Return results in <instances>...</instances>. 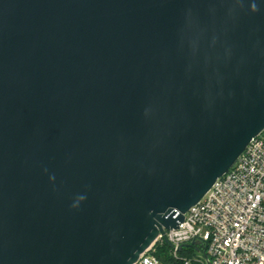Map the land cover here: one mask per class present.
Here are the masks:
<instances>
[{
  "label": "water",
  "instance_id": "obj_1",
  "mask_svg": "<svg viewBox=\"0 0 264 264\" xmlns=\"http://www.w3.org/2000/svg\"><path fill=\"white\" fill-rule=\"evenodd\" d=\"M263 131L264 0H0V264L173 248Z\"/></svg>",
  "mask_w": 264,
  "mask_h": 264
},
{
  "label": "built area",
  "instance_id": "obj_2",
  "mask_svg": "<svg viewBox=\"0 0 264 264\" xmlns=\"http://www.w3.org/2000/svg\"><path fill=\"white\" fill-rule=\"evenodd\" d=\"M166 235L183 264H264V131ZM190 245L195 253L181 257L178 248ZM152 251L135 264H163Z\"/></svg>",
  "mask_w": 264,
  "mask_h": 264
},
{
  "label": "trees",
  "instance_id": "obj_3",
  "mask_svg": "<svg viewBox=\"0 0 264 264\" xmlns=\"http://www.w3.org/2000/svg\"><path fill=\"white\" fill-rule=\"evenodd\" d=\"M171 252H172L171 248L167 244L156 242L152 254L155 255L163 264H183L181 260L179 259L175 260ZM194 253H195V248L191 246H187L186 248L181 250L179 255L181 257L191 256Z\"/></svg>",
  "mask_w": 264,
  "mask_h": 264
},
{
  "label": "clouds",
  "instance_id": "obj_4",
  "mask_svg": "<svg viewBox=\"0 0 264 264\" xmlns=\"http://www.w3.org/2000/svg\"><path fill=\"white\" fill-rule=\"evenodd\" d=\"M253 10H254V11L257 10L255 5H253Z\"/></svg>",
  "mask_w": 264,
  "mask_h": 264
}]
</instances>
